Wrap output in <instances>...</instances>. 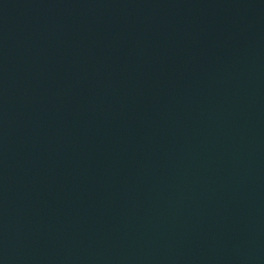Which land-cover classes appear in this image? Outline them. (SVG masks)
Masks as SVG:
<instances>
[{
	"label": "water",
	"instance_id": "water-1",
	"mask_svg": "<svg viewBox=\"0 0 264 264\" xmlns=\"http://www.w3.org/2000/svg\"><path fill=\"white\" fill-rule=\"evenodd\" d=\"M0 264H264V0H0Z\"/></svg>",
	"mask_w": 264,
	"mask_h": 264
}]
</instances>
